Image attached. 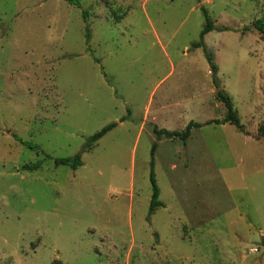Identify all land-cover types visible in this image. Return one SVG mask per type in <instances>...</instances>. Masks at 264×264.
I'll use <instances>...</instances> for the list:
<instances>
[{"label":"rangeland","instance_id":"rangeland-1","mask_svg":"<svg viewBox=\"0 0 264 264\" xmlns=\"http://www.w3.org/2000/svg\"><path fill=\"white\" fill-rule=\"evenodd\" d=\"M204 8L244 129L194 47ZM260 18L264 0H0V264H264Z\"/></svg>","mask_w":264,"mask_h":264},{"label":"trees","instance_id":"trees-1","mask_svg":"<svg viewBox=\"0 0 264 264\" xmlns=\"http://www.w3.org/2000/svg\"><path fill=\"white\" fill-rule=\"evenodd\" d=\"M69 1L73 2L75 0H69ZM204 12L206 14L207 23H206L204 29L202 30L201 39L194 43V47H204L206 54H207V57L209 59L210 66H211V72H212L213 77H214L213 82L217 88L216 97H217V99L222 101L227 108V113H226L225 117L223 118L222 122H232V123L236 124L237 127H239L240 129H244V125L242 124L239 113L234 106L232 97L229 94H227L223 89H221L219 86L220 85L219 84L220 79L218 77V70L219 69H218L217 64L214 62L213 54L208 51V49L206 47V43L204 41L205 34L209 31L213 30L215 28V25H214L213 21L210 19L208 12L205 10V8H204ZM89 13H90L89 10H87V9L83 10V15L85 18L88 17ZM254 25L256 28L260 29L263 32L264 31V18L258 19L254 23ZM213 121L220 122V120H209L206 123H211ZM116 125H117V122H112V123L106 125L101 130H99V131L95 132L93 135H91L88 138V140H87L85 146L82 148V150L80 152H78L74 157L56 158V163L57 164H70L75 168L78 167L79 165L82 164L83 152L89 150L102 136H104L110 129H112ZM202 125H204V124L200 123V122L191 121L187 125V128L183 131L169 130L166 128H159L157 125H155L154 131L157 133V136L159 139L163 135H166L169 137L181 136L182 138H184L186 140L190 136L191 130L193 127H195V126L201 127ZM156 146H157V143L154 144L153 151L155 150ZM25 167L28 169L38 168L39 162L34 163V164H26ZM152 182H153L154 191H153L151 205H150V211L151 212H153L157 207L164 206V202L159 199L160 189L157 185V182H156V179H155L153 172H152Z\"/></svg>","mask_w":264,"mask_h":264}]
</instances>
